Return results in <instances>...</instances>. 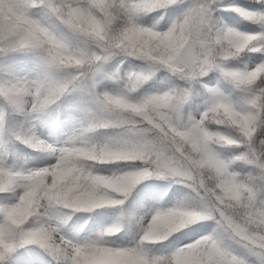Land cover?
I'll return each instance as SVG.
<instances>
[{
	"label": "clouds",
	"instance_id": "clouds-1",
	"mask_svg": "<svg viewBox=\"0 0 264 264\" xmlns=\"http://www.w3.org/2000/svg\"><path fill=\"white\" fill-rule=\"evenodd\" d=\"M138 17L140 16L126 18L118 28L112 29L101 28L90 14L82 15L76 25L79 31L75 35L83 42L84 47H72L68 44L56 46L43 34L19 32L13 37L17 45L15 50L35 53L42 70L41 75L33 80L35 90L31 93L32 101L38 102L43 110L55 104L70 89L80 88L83 84L75 83V69L77 66L84 67L81 59L85 56L93 64L99 60L97 49L100 52L107 50V59L127 52L128 57L149 63L143 55L144 37L152 28L138 24ZM137 28L142 30L137 32ZM102 31L107 34L100 36L98 42L96 37ZM118 39L123 46L117 42ZM231 44L236 50H243L240 46L244 42L239 35L231 37ZM261 74H264V68H256L249 73L257 80ZM148 78L142 73H128L121 79L117 91L96 95L93 107L80 130L66 144L69 147L63 151L44 147L43 151L54 157L52 164L36 169L34 173L28 171L5 175L0 172V193L16 194L13 202L6 203L7 209L0 215V223L12 225L21 242L29 238L39 242L46 236L49 242L55 240L59 217L63 213L90 212L105 206L121 205L124 200L116 197L126 198L136 185L150 177L175 182L184 179L191 181L192 185L199 183L207 190L202 197L191 188L197 201L195 208L170 207L152 214L143 227L138 243L162 242L175 232L199 222L197 217L204 204L211 205L218 195L224 197L222 203L226 213L234 220L242 219L241 204L246 199L245 186L250 177L264 180V167L258 168L254 176L233 173L229 171L232 161L226 163L216 149L243 143L248 148L245 153L233 157L234 161L264 158V147H252L258 124L247 115L242 104L231 108L219 107L214 111L209 108L199 117L202 128L196 142L186 140L178 144L165 137L162 130L148 128L142 122L139 105L152 95L134 98L133 94ZM163 93H170L168 104L177 99L175 90ZM26 96L27 94L21 97L23 105L29 103ZM168 104L162 105L157 111L165 112ZM144 112L156 115L151 106L145 108ZM213 125L222 126L228 131L212 130ZM109 130L113 134L107 135ZM238 136H242L243 141L236 139ZM260 144L264 145V139ZM108 164H120L130 170L110 175L94 171L97 165ZM225 174L230 175L232 182L238 185L235 193H218L217 190L226 180ZM134 176L140 178L133 179ZM111 229V232L104 233L105 236L114 235L120 230L118 227ZM6 244V240L0 236V248L6 247ZM137 260L138 264H152L153 260L157 264H174L172 255L165 259L147 261L143 257H137Z\"/></svg>",
	"mask_w": 264,
	"mask_h": 264
},
{
	"label": "snow or ice",
	"instance_id": "snow-or-ice-1",
	"mask_svg": "<svg viewBox=\"0 0 264 264\" xmlns=\"http://www.w3.org/2000/svg\"><path fill=\"white\" fill-rule=\"evenodd\" d=\"M177 2L178 0H102V2L101 0H0V55L17 52L15 50L16 41L13 37L22 31L31 35L43 34L56 46L66 44L58 39L48 27L32 17L30 14L32 9H46L56 21L76 34L79 31L76 25L84 14L94 17L101 28L114 29L115 23L120 26L126 18H135L170 9ZM256 3L264 6V0H256ZM215 4L216 0H194L182 17L166 31L151 29L144 37V58L149 63L162 67L185 80L202 77L209 70L219 69L226 80L249 93L241 104L247 115L255 124H258V122L264 121V87L253 89V85L258 80H264V74H261L257 80L249 73L253 69L264 68V60L251 69L243 71L226 70L223 65L230 58L245 50L264 56V34H244L232 28L215 27L211 23ZM232 10L250 21H264V13H253L238 7ZM160 18L162 19L163 15ZM141 30V28L136 29L137 32ZM106 34V32H100L96 37L97 41L99 42L100 36ZM235 35H239L246 45L240 46L243 48L242 51L236 50L231 44V37ZM117 42L123 46L121 40L118 39ZM97 51L100 54V59L96 60L94 64L87 56L81 59L84 67L77 66L75 69L76 84L90 81L99 71L100 65L107 60V50L100 52L97 49ZM124 55L128 56V53L125 52ZM72 86L74 85H69V87ZM34 90L33 81H22L17 78L0 79V99L14 111L34 114L42 110L39 103L33 102L31 99V93ZM25 94L29 100L27 105L21 103V97ZM176 94L177 99L170 104H168L170 93L147 97L139 105L142 122L148 128L162 130L165 137L178 144H182L186 140L195 143L200 134L202 123L199 118L189 117L186 121L182 120L180 108L187 95V90L176 91ZM164 104H168L165 112L157 111ZM234 105L237 104H233L226 97L212 90L211 101L206 110L211 108L214 111L219 107L231 108ZM149 106L156 113L155 116L144 112V109ZM236 139L243 141L242 136H238ZM23 142L34 150H43L45 146H48L53 150L63 151L69 147V145H65L54 148L36 138ZM245 163L258 169L264 167V158H254ZM30 171L35 172V170ZM0 172L5 175L17 173L3 167H0ZM225 175L226 180L217 190L218 193H235L238 185L232 182L233 178L230 175ZM136 178L140 177H133V179ZM179 182L200 193L202 197L207 190L199 183L192 185L191 181L184 179H180ZM261 185H264V180L261 178H249V183L245 186L246 199L241 204L242 219L234 220L226 213L222 195H218L211 205L204 204L197 219H214L220 229L242 245L250 254L259 257L261 264H264V187ZM116 199L120 198L116 197ZM6 209V204L0 205V215H3ZM111 231L112 229L109 228L105 232ZM105 232H102L96 240L83 244L66 239L60 234L59 229H57L55 240L51 242L48 241L47 236L39 242L31 240V238L21 242L12 225L7 222L0 223V236L7 242L6 247L0 248V261L15 248L27 245H38L62 264H138L137 257H143L147 261L138 248L121 249L105 246ZM172 259L174 264H246L242 258L222 250L216 240L211 237H203L182 247L172 255ZM152 264H157V262L153 260Z\"/></svg>",
	"mask_w": 264,
	"mask_h": 264
},
{
	"label": "trees",
	"instance_id": "trees-1",
	"mask_svg": "<svg viewBox=\"0 0 264 264\" xmlns=\"http://www.w3.org/2000/svg\"><path fill=\"white\" fill-rule=\"evenodd\" d=\"M236 5H245L249 12L264 13V6L257 4L256 0H216L211 23L215 25V27H218L221 21L224 20L233 24L237 28L248 30L252 35L264 34V21H250L242 17L239 13L232 10ZM162 11L164 12V10H161L159 12L141 15L137 18V23L140 24L139 20L141 18L147 19L151 14H158L157 18L161 19L160 17L163 15ZM218 13H220L222 19L219 18ZM30 14L34 19L48 27L49 30L52 31L62 42L72 47H78V41L73 37L71 31L56 21L46 9H32ZM141 26L144 27L143 25ZM113 27L114 29L118 28L119 24L115 23ZM246 55H249L251 59H255L257 64L264 60V56H261L259 53L245 50L230 59V70H245L244 60ZM117 56H121L122 59L113 68V73L111 75L108 73L105 74V77H102L94 87L89 86V82H85L80 88L67 91V93L63 94L55 104L38 113H34L31 116L23 111L12 110L2 99H0L3 104V138L0 144V167L9 170L11 166L17 164L14 159L15 152L12 150V147H10L9 139L13 138L20 143L23 148H26V143L23 141H26L29 136L34 118H41L44 121L59 118L62 116V106H64V104H67L73 111H82L86 97L89 96L91 89L96 95L105 92H115L120 87L121 79L128 73L135 72L144 74L140 69V61H138V59L123 54H118ZM35 58L36 57L31 52H10L0 55V79L26 77V74L32 73L31 80L33 81L41 75L42 72L39 61H36ZM164 70V68L158 66L157 69L148 76L149 78L142 87L133 94V97L139 98L144 95L162 94L165 91L175 90L177 82L174 79L169 80L167 76L164 75ZM206 77L217 82L219 81V75L215 71H209L204 77H199L201 93L197 92L192 94L185 101L182 110V120L186 121L191 117V112H198L200 116V114L208 107L211 101V93L205 87V80L202 81V79ZM223 80L232 85V83L225 78ZM261 87H264V80H258L253 85V89H259ZM243 94L249 95L247 91H244ZM89 110L82 112L84 120L88 116ZM212 130L221 132L228 131L222 126L215 125L212 126ZM106 134L111 135L113 133L109 130ZM262 139H264V121L258 122L257 133L254 136L252 147L254 149L264 147V145L260 144ZM247 148V145H232L219 147L216 150L220 158L226 163L232 161L229 165V170L231 172L237 173L241 176H254L255 173L258 172V169L255 168V166L247 164L244 161L233 160V157L245 153ZM31 151V154L37 158L40 155L48 154L43 150L32 149ZM8 194L0 195L6 196ZM122 200H124V203L121 205L97 208L112 216L111 223L99 229V235L109 228L118 227L120 230L116 231L114 235L105 236V240H112L121 245L127 242L133 231L137 228H142L138 235L139 240V236L142 234L143 227L146 224L144 223L141 226L139 222L143 213L146 212L149 207L153 208L155 211L180 206L194 208L190 195L187 194L185 188L181 184L171 179L155 177L144 179L141 183L135 186L126 198L122 197ZM167 201H170V206L166 205ZM92 211L76 212L72 214L63 213L61 217L64 223H70L75 220L79 224V230H84L91 225L90 213ZM198 226H201V229L206 230L205 234L216 240L221 248L227 249L231 253L241 252V249L236 243L226 236L213 219H204L196 222L190 227L175 232L162 242L139 243L144 252L153 257L156 253H163L172 240L194 234L198 231ZM0 264H62V262L52 257L38 245H27L15 248L7 254L2 261H0Z\"/></svg>",
	"mask_w": 264,
	"mask_h": 264
},
{
	"label": "rangeland",
	"instance_id": "rangeland-1",
	"mask_svg": "<svg viewBox=\"0 0 264 264\" xmlns=\"http://www.w3.org/2000/svg\"><path fill=\"white\" fill-rule=\"evenodd\" d=\"M194 2V0H178L177 4L174 5L170 9H165L163 12V18L158 19V14H151L148 16V18H141L140 24L144 27L152 28L156 31H166L176 20L182 17L184 12L187 10V8ZM241 8L248 11V8L245 5H236L234 8ZM218 16L220 19L222 17L220 16V13H218ZM217 28H232L236 31H239L240 33L244 34H251L248 30L237 28L233 24L222 20L220 25ZM72 33V32H71ZM73 37L78 41V47H84V44L81 40L77 38V36L72 33ZM94 48V46H89ZM36 57L35 60L39 61L38 56L33 53ZM122 59V57H118L117 55L110 57L107 59L103 64L100 65L99 71L91 78L89 82V86L94 87L97 82L100 81L102 77H105V74L111 75L113 73V68L116 66V64ZM231 59V58H230ZM230 59L224 63V68L226 70H230ZM140 69L144 72V75L149 76L151 73H153L158 66L151 65L148 62H144L138 59ZM257 65V61L255 59H251L249 55H246L244 60V69H251ZM209 71H215L219 75V81L211 80L209 77H206L202 79V81L205 80V87L208 89V91L211 93L212 90L218 92L220 95L226 97L229 101H231L233 104H241L244 102V100L247 98L248 95H244V90L239 89L235 87V85H231L227 82H225L223 79V75L220 72L219 69H212ZM208 71V72H209ZM207 72V73H208ZM164 75L167 76V78L174 79L176 83V89L175 91H181V90H187V95L184 98V102L181 105L180 108V114L182 118V110L183 105L185 101L188 99L189 96L195 93H201V87L199 86V77H196L192 80H185L181 79L180 77L168 72L166 69L164 70ZM206 73V74H207ZM205 74V75H206ZM31 74H26V77H16L17 79H20L22 81H29L31 82ZM204 75V76H205ZM202 76V77H204ZM213 77V74H212ZM67 93V92H66ZM96 94L92 92V89L90 90V94L88 97H86V101L84 104V107L82 108V111H73L70 109V107L67 104H64L62 106V116L56 119H49L48 122L43 121L41 118H34L33 119V126L31 127L29 136L27 140H31L32 138H36L39 140H43L46 144L51 145L54 148H59L62 146H65L69 139L78 133V131L81 128V125L84 121V116L82 114L83 111L89 110L93 107L94 99ZM2 113H3V104L0 101V144L3 138V126H2ZM33 114H30V116ZM191 118H199L198 112H191L190 113ZM10 147H12V150L15 152V161L17 162L16 165L11 166L10 170L16 172H28L30 170H36L39 168L46 167L54 162V157H52L49 153L47 155H40L38 158L35 157L33 154H31V150L33 148L27 146L25 144L26 148H23L20 143L15 141L13 138L9 139ZM29 149V150H28ZM123 170H130L125 168L124 166L120 164H108V165H97L94 168V171L110 175L113 172H119ZM181 184L187 194L190 195L191 200L193 202L194 208L197 207V201L195 198V193L192 191L191 188H189L187 185L178 182ZM16 194L15 193H9L8 195H0V205H4L6 203H11L15 200ZM122 199V197H119ZM167 206H170V201L166 202ZM156 211L153 208H148L146 212L143 213L140 224L141 226L146 223L147 219L150 218L152 214H154ZM90 222L91 225L86 228L79 230L78 222L73 220L70 223H64L62 217H59V232L61 235H63L66 239L72 240L74 243H87L93 240H96L99 235V229L102 228L105 225H108L112 221V216L100 209H95L90 213ZM204 220V219H202ZM200 220V221H202ZM198 231H196L192 235H187L181 238H177L175 240H172L167 248L164 250L163 253H156L155 256H149L147 255L141 244L138 243V235L141 232L142 228H137L135 231H133L127 242L123 245L118 244L112 240H105V246L112 247V248H138L140 252L143 253L144 257L147 259H165L170 255L175 254L179 249L182 247L189 245L193 243L196 240H199L203 237H210L209 235H206V230L201 229V226L197 227ZM226 236H228L226 234ZM229 237V236H228ZM232 239L231 237H229ZM236 243V245L241 249L240 253H232L236 255L239 258H242L246 261V264H261V259L257 256H254L248 252L242 245H240L238 242H236L234 239H232ZM218 244V243H217ZM219 246V244H218ZM220 247V246H219ZM221 248V247H220ZM222 250L228 251L227 249ZM230 252V251H228ZM231 253V252H230Z\"/></svg>",
	"mask_w": 264,
	"mask_h": 264
}]
</instances>
